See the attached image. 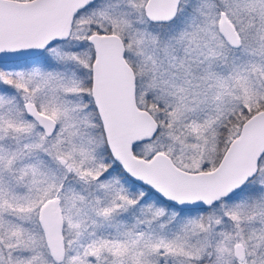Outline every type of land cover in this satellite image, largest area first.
Instances as JSON below:
<instances>
[{
    "label": "snow or ice",
    "instance_id": "6c2138e0",
    "mask_svg": "<svg viewBox=\"0 0 264 264\" xmlns=\"http://www.w3.org/2000/svg\"><path fill=\"white\" fill-rule=\"evenodd\" d=\"M0 264H264V0H0Z\"/></svg>",
    "mask_w": 264,
    "mask_h": 264
}]
</instances>
